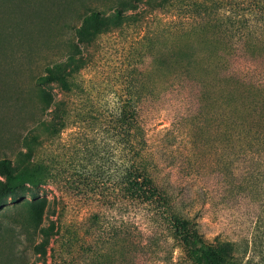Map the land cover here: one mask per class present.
<instances>
[{
	"label": "rangeland",
	"instance_id": "obj_1",
	"mask_svg": "<svg viewBox=\"0 0 264 264\" xmlns=\"http://www.w3.org/2000/svg\"><path fill=\"white\" fill-rule=\"evenodd\" d=\"M259 6L0 0V159L16 162L38 121L67 117L42 150L56 160L50 181L16 188L0 206V264H200L172 236L166 211L114 195L113 114L126 99L174 210L232 264H264V150L235 143L226 154L215 140V25L234 38L264 35L250 28L262 25ZM91 13L98 22L84 31ZM53 63L61 81L40 83ZM41 92L61 113L41 110ZM25 202H37V214Z\"/></svg>",
	"mask_w": 264,
	"mask_h": 264
},
{
	"label": "trees",
	"instance_id": "obj_2",
	"mask_svg": "<svg viewBox=\"0 0 264 264\" xmlns=\"http://www.w3.org/2000/svg\"><path fill=\"white\" fill-rule=\"evenodd\" d=\"M264 4V0H262ZM260 27L250 24L251 32L263 28L264 9L259 6ZM121 19L123 13L116 12ZM97 14L88 16L84 31L98 22ZM212 32L213 26L209 28ZM248 29V27H247ZM215 25V140L217 152L228 154L235 143L243 144L250 150H264V35H248L241 38L219 32ZM239 53L246 67L237 68L234 59ZM46 73L37 79L40 83L60 80L58 72L61 65L53 63L45 68ZM61 81V80H60ZM66 87V84H63ZM200 87V84H199ZM201 88V87H200ZM41 110L61 113L59 105L53 104L50 96L41 92ZM113 114V137L118 149L119 164L114 169V195L123 200L146 205L154 212L166 211L168 225L173 237L182 242L190 254L200 264H232L223 254L207 245L193 223L173 208L172 194L167 185L159 178V173L147 154V141L144 128L135 115V104L130 100L118 102ZM54 124L55 117L49 121L37 122L27 133L29 138L24 151H19L16 162L7 158L0 159V206L13 191L24 185L38 186L49 182L51 169L54 168V156L44 157L46 140L60 135L65 128L66 115ZM43 150V151H42ZM221 152V153H222ZM223 152V153H224ZM223 155V154H222ZM224 156V155H223ZM220 159V158H219ZM218 159V161H219ZM222 161H225L222 158ZM23 207L37 214V202H25ZM8 207L6 210L16 209ZM28 211V212H29ZM41 213H38L40 225ZM29 223V222H28ZM39 233L45 230L39 226Z\"/></svg>",
	"mask_w": 264,
	"mask_h": 264
}]
</instances>
